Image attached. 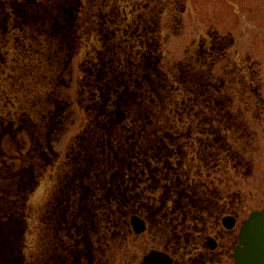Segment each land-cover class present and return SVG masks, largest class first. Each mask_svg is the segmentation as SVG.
<instances>
[{
  "label": "rangeland",
  "instance_id": "obj_1",
  "mask_svg": "<svg viewBox=\"0 0 264 264\" xmlns=\"http://www.w3.org/2000/svg\"><path fill=\"white\" fill-rule=\"evenodd\" d=\"M263 208L264 0H0V264H199Z\"/></svg>",
  "mask_w": 264,
  "mask_h": 264
},
{
  "label": "water",
  "instance_id": "obj_2",
  "mask_svg": "<svg viewBox=\"0 0 264 264\" xmlns=\"http://www.w3.org/2000/svg\"><path fill=\"white\" fill-rule=\"evenodd\" d=\"M135 233L146 230L145 221L137 215L131 217ZM223 224L231 229L235 227L236 218L226 216ZM236 264H264V208L253 211L240 229L239 245L235 251ZM172 257L163 251L152 250L146 254L141 264H172Z\"/></svg>",
  "mask_w": 264,
  "mask_h": 264
},
{
  "label": "flooded vegetation",
  "instance_id": "obj_3",
  "mask_svg": "<svg viewBox=\"0 0 264 264\" xmlns=\"http://www.w3.org/2000/svg\"><path fill=\"white\" fill-rule=\"evenodd\" d=\"M133 215H137L145 221L146 230L143 233H140V234L135 233L133 226L131 224V217ZM226 216L235 217L236 218V224H237V217L234 214H227L224 217H226ZM131 217H130V225H131V232L130 233H132V235L134 237L143 235L148 229L147 220L138 213L132 214ZM223 218H222V220L221 219L217 220L213 224V232L212 233L204 235L201 238V241H202L201 247L198 248V246L197 247L195 246V250H199V249L202 250L203 254L205 256L204 260L202 262H200L199 264H236L234 254H235V250L238 246V242H239V233H238V236H236V233L233 234L232 231H233L234 227L231 229L227 228L223 224ZM236 224H235V226H236ZM222 227L224 228L225 231L230 232V234L225 233V236H223L222 233L220 232V229ZM125 239H126V237H125ZM233 246H234V248H233V253H232V247ZM124 248H126V247H124ZM152 250H160V251L168 253L173 259L172 264H177L179 262V259H178L177 255L175 254V252H172V251L167 250V249L153 248V249H150L147 253L142 254L139 261L137 260L138 264H141L144 256ZM186 254H188V253H186Z\"/></svg>",
  "mask_w": 264,
  "mask_h": 264
},
{
  "label": "trees",
  "instance_id": "obj_4",
  "mask_svg": "<svg viewBox=\"0 0 264 264\" xmlns=\"http://www.w3.org/2000/svg\"><path fill=\"white\" fill-rule=\"evenodd\" d=\"M170 69L171 68H169V71H170ZM134 107H135V109H137V105L134 106ZM140 108H141V110H144V112L141 113L142 114L141 115L142 116L141 119L147 120V119H149V117L152 114H154V117L153 118L155 119V122H154L152 128L155 131H157L156 129H158L160 127L162 113L164 111H168V110L171 109V107L164 106L159 100H158V105H157V101H156V104H154V102L153 103H150V102L147 103V101L146 102H143V103H141ZM162 126H164V125H162ZM120 134L122 135V132H120Z\"/></svg>",
  "mask_w": 264,
  "mask_h": 264
}]
</instances>
